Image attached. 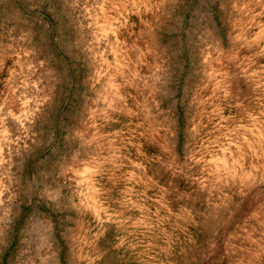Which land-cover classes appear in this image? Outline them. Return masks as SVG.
I'll use <instances>...</instances> for the list:
<instances>
[{"label": "rangeland", "instance_id": "1", "mask_svg": "<svg viewBox=\"0 0 264 264\" xmlns=\"http://www.w3.org/2000/svg\"><path fill=\"white\" fill-rule=\"evenodd\" d=\"M0 264H264V0H0Z\"/></svg>", "mask_w": 264, "mask_h": 264}]
</instances>
